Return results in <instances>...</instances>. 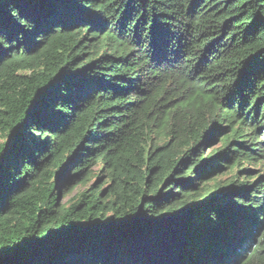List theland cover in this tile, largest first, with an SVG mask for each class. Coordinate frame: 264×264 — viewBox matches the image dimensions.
<instances>
[{"label":"trees","instance_id":"16d2710c","mask_svg":"<svg viewBox=\"0 0 264 264\" xmlns=\"http://www.w3.org/2000/svg\"><path fill=\"white\" fill-rule=\"evenodd\" d=\"M0 264H264V0H0Z\"/></svg>","mask_w":264,"mask_h":264},{"label":"rangeland","instance_id":"374dc122","mask_svg":"<svg viewBox=\"0 0 264 264\" xmlns=\"http://www.w3.org/2000/svg\"><path fill=\"white\" fill-rule=\"evenodd\" d=\"M78 192H81V190H77L72 196H70V198L64 200V202H67L68 200H70L72 197H74Z\"/></svg>","mask_w":264,"mask_h":264}]
</instances>
